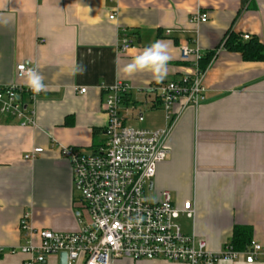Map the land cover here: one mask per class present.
<instances>
[{
  "label": "crops",
  "instance_id": "crops-1",
  "mask_svg": "<svg viewBox=\"0 0 264 264\" xmlns=\"http://www.w3.org/2000/svg\"><path fill=\"white\" fill-rule=\"evenodd\" d=\"M196 12L207 13V22H192ZM0 15L12 18L8 27L0 26V85L25 86L16 71L20 63L35 68L47 85L33 105L36 127L0 113V264L27 259L19 250L29 238L22 229L25 214L34 230L79 229V192L61 147L92 150L103 144V87L129 85L122 105L128 124L166 126V112L151 102L158 84L151 74L122 72L156 40L170 42L172 59L162 82L189 70L180 59L182 45L214 54L206 67V100L174 108L170 154L158 164L155 193L169 190L180 206L194 202V224L184 216L180 222L214 253L225 249L236 226L251 227L264 246V60L246 61L225 46L231 33L264 44V0H9ZM122 37L131 43L124 51ZM83 87L87 91L80 93ZM140 113L143 121L136 118ZM36 147L44 151L25 158ZM42 264H61L60 256ZM116 264L187 263L123 258ZM213 264H264V252L253 263L241 257Z\"/></svg>",
  "mask_w": 264,
  "mask_h": 264
},
{
  "label": "built area",
  "instance_id": "built-area-1",
  "mask_svg": "<svg viewBox=\"0 0 264 264\" xmlns=\"http://www.w3.org/2000/svg\"><path fill=\"white\" fill-rule=\"evenodd\" d=\"M116 18L115 13L110 19ZM208 14L196 12L191 21L204 23ZM243 39H250L244 34ZM131 47L122 37L119 49ZM204 54L199 46L182 45L180 59L189 70L176 79L160 82L151 88L154 107L166 112L167 124L151 129L128 124L122 105L130 87L122 81L103 87L102 111L108 116L103 144L92 150L62 146V156L71 164L74 186L79 192L77 219L79 229L56 232L34 230L25 214L22 229L29 238L19 247L27 255L23 264H42L53 256L67 253V264H116L117 260L162 259L187 264H213L220 259L244 258L253 263L264 252V246L252 239L247 249L236 251L229 242L222 252L208 249L207 241L184 230L182 216L194 224L196 207L192 200L177 205L169 190L156 194L150 183L158 164L170 154L168 138L176 122L177 104L198 107L206 100L204 79L207 69L201 67ZM31 67L20 63L18 76ZM86 87L80 88L85 93ZM38 95L19 84L0 85V113L19 121L22 126L36 127L33 105ZM143 121V113L137 114ZM44 151L36 147L25 155L33 159ZM151 192V197H147Z\"/></svg>",
  "mask_w": 264,
  "mask_h": 264
},
{
  "label": "clouds",
  "instance_id": "clouds-1",
  "mask_svg": "<svg viewBox=\"0 0 264 264\" xmlns=\"http://www.w3.org/2000/svg\"><path fill=\"white\" fill-rule=\"evenodd\" d=\"M9 0H0V9L6 8ZM12 22L10 16L0 15V26L8 27ZM170 42L156 40L144 47L130 62L126 63L122 72L131 77L136 73L148 72L157 83L162 82L168 75V64L172 59L169 51ZM83 73L85 69H77ZM25 86L34 94L38 95L47 88L44 77L35 69L29 68L24 72Z\"/></svg>",
  "mask_w": 264,
  "mask_h": 264
},
{
  "label": "trees",
  "instance_id": "trees-1",
  "mask_svg": "<svg viewBox=\"0 0 264 264\" xmlns=\"http://www.w3.org/2000/svg\"><path fill=\"white\" fill-rule=\"evenodd\" d=\"M225 46L234 51L241 53L242 58L246 61L264 60V44L256 37L243 40L235 34H229L225 41ZM214 52L208 53L201 61V67L206 69ZM253 239V231L249 226H236L229 244L236 251H244Z\"/></svg>",
  "mask_w": 264,
  "mask_h": 264
},
{
  "label": "water",
  "instance_id": "water-1",
  "mask_svg": "<svg viewBox=\"0 0 264 264\" xmlns=\"http://www.w3.org/2000/svg\"><path fill=\"white\" fill-rule=\"evenodd\" d=\"M153 187H154V182H151L149 188L153 189ZM60 263L61 264H67V253L66 252H62L60 254Z\"/></svg>",
  "mask_w": 264,
  "mask_h": 264
},
{
  "label": "rangeland",
  "instance_id": "rangeland-1",
  "mask_svg": "<svg viewBox=\"0 0 264 264\" xmlns=\"http://www.w3.org/2000/svg\"><path fill=\"white\" fill-rule=\"evenodd\" d=\"M147 197H151V192H147Z\"/></svg>",
  "mask_w": 264,
  "mask_h": 264
}]
</instances>
